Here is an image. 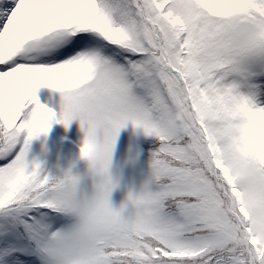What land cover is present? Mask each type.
<instances>
[{"label":"snow or ice","instance_id":"obj_1","mask_svg":"<svg viewBox=\"0 0 264 264\" xmlns=\"http://www.w3.org/2000/svg\"><path fill=\"white\" fill-rule=\"evenodd\" d=\"M129 122L158 146L115 207ZM0 264H264V0H0Z\"/></svg>","mask_w":264,"mask_h":264},{"label":"rangeland","instance_id":"obj_2","mask_svg":"<svg viewBox=\"0 0 264 264\" xmlns=\"http://www.w3.org/2000/svg\"><path fill=\"white\" fill-rule=\"evenodd\" d=\"M41 103L55 110L59 108L60 93L46 85L34 89ZM83 138V132L78 120H73L66 128L61 123H53L47 135L34 139L30 156H37L45 162L48 170L58 173L67 168L73 161L76 167L73 171H83L85 162L78 160V144ZM158 146L156 137L148 136L140 129H134L129 122L122 128L117 137L113 156L112 172L119 177L118 186L111 194L115 207L127 198L130 188L139 189L148 178L152 151Z\"/></svg>","mask_w":264,"mask_h":264}]
</instances>
